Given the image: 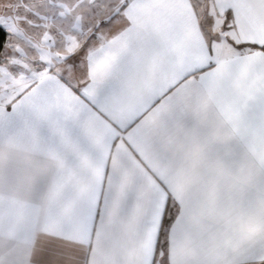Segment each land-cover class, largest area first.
Masks as SVG:
<instances>
[{"label": "snow or ice", "instance_id": "1", "mask_svg": "<svg viewBox=\"0 0 264 264\" xmlns=\"http://www.w3.org/2000/svg\"><path fill=\"white\" fill-rule=\"evenodd\" d=\"M0 264H264V0H0Z\"/></svg>", "mask_w": 264, "mask_h": 264}]
</instances>
